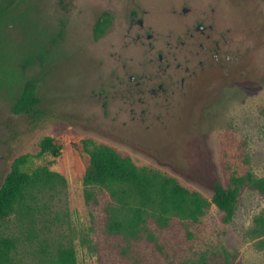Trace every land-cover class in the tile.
<instances>
[{
  "label": "rangeland",
  "instance_id": "obj_1",
  "mask_svg": "<svg viewBox=\"0 0 264 264\" xmlns=\"http://www.w3.org/2000/svg\"><path fill=\"white\" fill-rule=\"evenodd\" d=\"M18 1L0 24V186L13 158L27 152L67 180L1 226L19 238L15 264H53L63 246L76 249L78 264H179L204 254L209 264H264V249L248 235L264 194L247 184L228 223L213 206L188 227L191 235L180 222L160 229L151 221L155 239L122 236L109 229L117 200L84 183V144L66 143L61 157L39 146L48 135L107 144L208 198L212 178L264 176V0ZM131 8L153 34L144 43L127 32ZM104 12L112 24L95 37ZM185 18L204 28L181 35ZM32 77L37 110L16 113L12 96Z\"/></svg>",
  "mask_w": 264,
  "mask_h": 264
},
{
  "label": "trees",
  "instance_id": "obj_2",
  "mask_svg": "<svg viewBox=\"0 0 264 264\" xmlns=\"http://www.w3.org/2000/svg\"><path fill=\"white\" fill-rule=\"evenodd\" d=\"M18 0H0V24L6 25L8 16L17 13ZM25 13V12H24ZM22 13V14H24ZM111 22L109 14H102L96 22V36H100ZM35 56L28 59L32 62ZM38 79L22 78L18 91L12 96L16 113H32L40 103ZM82 142L89 154V165L83 176L84 183L106 188L119 205L114 207V217L109 229L118 235L135 237L141 231L155 239L154 232L147 227L153 221L160 229L170 227L174 222L188 227L198 222L206 211L216 207L224 222H230L236 212L239 195L247 184L264 194V176H257L251 170L241 174L234 172L222 183L209 180L210 198L197 190L181 184L172 175L147 166L137 165L130 156L121 154L107 144H97L89 139L48 135L39 142L40 152L61 157L66 143L74 147ZM66 177L53 170L50 164H37L32 153L16 155L0 186V264H15V251L19 238L5 234L1 226L14 212L33 208L38 194L66 183ZM259 249H264V209L254 217V224L248 231ZM53 264H78L77 251L73 246L57 249ZM179 264H209L206 255L188 257Z\"/></svg>",
  "mask_w": 264,
  "mask_h": 264
},
{
  "label": "flooded vegetation",
  "instance_id": "obj_3",
  "mask_svg": "<svg viewBox=\"0 0 264 264\" xmlns=\"http://www.w3.org/2000/svg\"><path fill=\"white\" fill-rule=\"evenodd\" d=\"M187 9L188 8H184L183 9L184 10V13L187 12ZM173 11L176 12L177 10H174L173 9ZM104 13L109 14L108 12H104ZM184 13L182 12L181 15L184 16L185 15ZM138 15H139L138 10H135L134 8H131L129 10V13H128V16H127V20H128V23H129L127 32L130 35H132V32H134V36H132V38H133V41H134L135 44H137V43H144L143 42L144 37H146V38H152L153 37V34L152 33L146 31V27H145L144 20L141 17H139ZM109 16H110V14H109ZM96 22L94 23V27L92 29V32H93V34H94L95 37H96V32H95ZM184 22H185V24L183 23V26L181 27V30H180L181 33H182L181 35H183V33H184L183 30L185 29V27L187 28V32H185V33L186 34H189L190 36H194V34L191 32L192 31V28L196 32H200L199 29H203L204 28V24L202 22L196 21L195 19L194 20H186V18H185V21ZM111 24H112V18H111V22L107 24V27L105 28V31L101 35L106 34L108 32V29L110 28ZM202 33H204V32H202ZM128 34H126L125 36H128ZM171 35H173L176 39L180 37L178 35V32L176 34H174L173 32H171ZM62 37H63V35H59V38H62ZM185 37L187 38L186 35H185ZM178 43H181L183 45L185 44L184 40H180V42H178ZM153 49H154V46H153V44H151L150 51L153 52ZM217 52L219 53V51H217ZM170 53H171V51H170ZM159 57L161 58V60L163 59L161 53H160ZM215 57H217V56H215Z\"/></svg>",
  "mask_w": 264,
  "mask_h": 264
}]
</instances>
